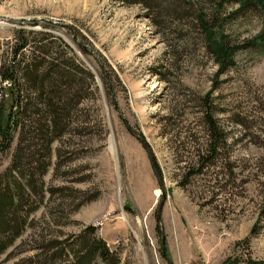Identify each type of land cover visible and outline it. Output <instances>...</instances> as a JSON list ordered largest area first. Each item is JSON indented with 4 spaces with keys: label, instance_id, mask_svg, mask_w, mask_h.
Wrapping results in <instances>:
<instances>
[{
    "label": "rangeland",
    "instance_id": "obj_1",
    "mask_svg": "<svg viewBox=\"0 0 264 264\" xmlns=\"http://www.w3.org/2000/svg\"><path fill=\"white\" fill-rule=\"evenodd\" d=\"M244 4L0 0V68L31 55L32 47L20 50V31L30 41L48 34L53 58L80 84L66 90L65 122L54 134L23 110L29 124L12 131L9 146L0 135V192L16 179L28 214L0 264H61L58 242L94 238L109 258L92 264H264V47L248 45L264 27L259 5ZM203 22L236 49L223 74ZM10 104L3 94L2 114ZM124 120L163 176L161 223L163 192Z\"/></svg>",
    "mask_w": 264,
    "mask_h": 264
},
{
    "label": "trees",
    "instance_id": "obj_2",
    "mask_svg": "<svg viewBox=\"0 0 264 264\" xmlns=\"http://www.w3.org/2000/svg\"><path fill=\"white\" fill-rule=\"evenodd\" d=\"M254 1L262 11L264 27V0H245L243 6L252 4ZM220 6L222 7L223 4ZM200 18L201 21L204 20L202 16ZM202 25L205 30L208 47L220 66L218 74H223L228 65L231 66L233 64L236 49L228 45L226 36L216 33L211 26L204 22ZM18 34L21 41L20 50L30 47L33 50H31V55H25L18 62L8 66L4 65L0 68V97L5 94L10 98L11 102V112L2 114L0 111V135L8 146L13 141L12 131L21 129L29 124V122L25 123L28 119L23 116L25 113L23 110L37 114L40 119H38L39 122L43 123L51 131L50 134H54L53 131L57 132L58 128H61L65 122L63 109L68 102L66 90L73 88L72 83L76 82L80 85L77 77H71L70 71L62 68L65 63L59 61L60 59L58 58H53L54 41L56 40H50L51 37L48 34H35L37 37L30 41L24 36L22 31ZM44 36H47V38H42ZM38 37H41V39L37 41ZM59 41L62 44L64 43L62 40ZM248 45H261V47H264V29ZM65 46L69 47L68 45ZM69 49L71 48L69 47ZM14 53V60L17 61L18 50ZM78 66L83 74L94 80L96 75L82 63ZM102 77L106 84L111 87L109 74L105 72ZM3 83H7L10 86L4 88L1 86ZM82 90L83 88H81ZM14 108H18V113L14 111ZM34 123V125L37 124V122ZM209 125L212 132V140H215L216 136L214 134L217 132V125L213 120L209 121ZM58 136L52 137L51 142ZM15 169L20 171L17 166H15ZM20 173L21 179L25 181L27 179L31 180V174H24L22 171ZM24 195L25 191L16 179L13 182H9L5 189L0 192V255L4 254L15 240L24 233L28 219V214L27 216L23 214L22 202ZM66 243L58 242L57 246L53 247V250L56 249L54 255L59 253L61 260H63L61 264H92L94 257H98L103 261H107L109 258V250L106 245H102V242L95 238L89 242H84L81 239L80 243H74L73 245H65ZM48 254L47 252L43 256L47 257ZM6 262L4 261L1 264ZM48 264H57V260Z\"/></svg>",
    "mask_w": 264,
    "mask_h": 264
},
{
    "label": "water",
    "instance_id": "obj_3",
    "mask_svg": "<svg viewBox=\"0 0 264 264\" xmlns=\"http://www.w3.org/2000/svg\"><path fill=\"white\" fill-rule=\"evenodd\" d=\"M124 122L127 124L128 129L131 132V134L138 139V141L142 144L144 149L147 151L150 165L152 167V170H153L156 178L158 179L160 188H161V190L163 192L162 193V200L160 201V203L158 205V209H157V220H158V223H161L162 222V216L161 215H162V211H163V208H164V205H165V202H166V196H165V193H164V179H163V176H162L161 171H160V169L158 167V163L156 161V158L154 156V153H153L152 148L149 145V143L146 140H144V138L140 137L135 131H133L126 120H124ZM162 246H163L164 255L166 256V247H165L166 246V239H165L164 236H163V240H162Z\"/></svg>",
    "mask_w": 264,
    "mask_h": 264
}]
</instances>
